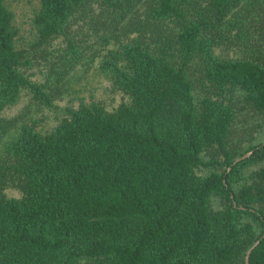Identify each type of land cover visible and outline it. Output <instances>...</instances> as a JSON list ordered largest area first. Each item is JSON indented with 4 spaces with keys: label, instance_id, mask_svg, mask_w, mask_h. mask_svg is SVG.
I'll list each match as a JSON object with an SVG mask.
<instances>
[{
    "label": "trees",
    "instance_id": "16d2710c",
    "mask_svg": "<svg viewBox=\"0 0 264 264\" xmlns=\"http://www.w3.org/2000/svg\"><path fill=\"white\" fill-rule=\"evenodd\" d=\"M18 1L0 112L40 117L0 118V264H264V0ZM78 65L127 99L61 106Z\"/></svg>",
    "mask_w": 264,
    "mask_h": 264
},
{
    "label": "rangeland",
    "instance_id": "374dc122",
    "mask_svg": "<svg viewBox=\"0 0 264 264\" xmlns=\"http://www.w3.org/2000/svg\"><path fill=\"white\" fill-rule=\"evenodd\" d=\"M10 4L12 8L17 11V19L18 22L24 26L26 29V25L28 24V20L32 15V6L30 4L20 2L18 0H10ZM219 53L220 50H218ZM37 71L39 76H43L46 69H43L42 66L37 67ZM55 83L58 82V77L55 74L51 77ZM63 87V92L61 94L58 103L61 106H65L69 103L78 104L81 100L90 101L96 99L101 101L109 110L115 109L121 102L127 99L125 95L119 90H116L112 86V82L108 76L104 73H101L96 65L93 68L85 70L84 67L78 65L71 71H69L68 75L65 77L63 83L61 84ZM27 103L26 99H23L21 103L16 104L7 110L0 112V118H11L16 117L22 114V116H26L27 118H38L40 115L36 113V111L27 114ZM35 115V116H34ZM56 114L50 113L46 117L43 118V122H40V126L42 125H52L54 124ZM7 195L9 197H19L21 195V191L15 187L10 186L6 189Z\"/></svg>",
    "mask_w": 264,
    "mask_h": 264
}]
</instances>
